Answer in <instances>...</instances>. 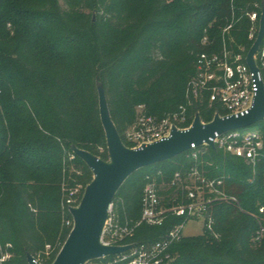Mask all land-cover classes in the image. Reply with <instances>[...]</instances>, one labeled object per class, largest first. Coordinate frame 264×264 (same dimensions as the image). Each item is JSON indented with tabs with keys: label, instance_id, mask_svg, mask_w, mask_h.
Instances as JSON below:
<instances>
[{
	"label": "trees",
	"instance_id": "obj_1",
	"mask_svg": "<svg viewBox=\"0 0 264 264\" xmlns=\"http://www.w3.org/2000/svg\"><path fill=\"white\" fill-rule=\"evenodd\" d=\"M263 2L0 0V242L13 246L4 264H28V254L53 264L65 244L73 228L67 221L73 220L63 207V185H81L84 193L93 180L83 160L70 159L71 146L109 160L97 83L126 142L140 106L163 118L187 103L198 54L218 51L232 20V46L249 52L247 13L257 11L261 18ZM206 36L209 45H203ZM197 113L205 122L224 114L219 105L196 104L188 125ZM258 126L263 149L255 169L218 146L203 147L197 160L185 153L141 169L113 201L121 221L140 220L147 175L162 171L169 182L196 167L208 179L223 180L219 189L238 202H214L212 230L174 243L169 264H264V121ZM93 145L103 152L91 150ZM73 163L85 174L70 172ZM174 194L164 192L166 203ZM184 221L170 216L160 226L143 224L132 242L163 240Z\"/></svg>",
	"mask_w": 264,
	"mask_h": 264
},
{
	"label": "built area",
	"instance_id": "obj_2",
	"mask_svg": "<svg viewBox=\"0 0 264 264\" xmlns=\"http://www.w3.org/2000/svg\"><path fill=\"white\" fill-rule=\"evenodd\" d=\"M258 7V6H257ZM252 22L249 40L253 41L258 37L260 17L257 11L247 13ZM234 19V17H233ZM236 22L232 20L222 31V46L217 51L201 52L197 56L196 74L190 80L187 88V103L179 107L176 112L170 113L163 118L148 115L145 106L138 108V114L134 124L125 133V145L129 148H140L143 145L152 144L171 136L173 127L180 130H188L193 121L190 122L189 109L196 104L207 102L209 107L219 105L224 114L222 118L248 114L254 105L258 92V83L264 84V45L262 43L255 59L259 69L253 73L247 64V55L243 47H233L235 39L232 31ZM264 41V40H263ZM209 38L203 39V45H209ZM203 121V120H202ZM211 122V121H210ZM203 121L204 124L210 123ZM215 146L224 149L238 158L244 159L254 169L261 158L263 142L259 131L242 135L240 130L230 131L226 134L215 135ZM202 146L192 145L188 157L195 160L202 153ZM76 155L70 154V159ZM147 183L142 198V214L139 221H121L120 216L111 205L109 217L104 230L102 242L106 246H128L134 247L125 253L103 257L85 264H169L172 260L170 249L174 243L184 237L183 230L190 220H203L208 230L213 228V219L209 207L216 201L238 202L234 197H228L219 188L223 180H212L199 173L196 167L183 176L180 172L166 182L163 172L147 175ZM83 187H67L64 183L63 207L70 212L71 208L78 207L83 194ZM174 190V197L168 207H164L163 200H166L164 192ZM215 194L214 198L206 196V192ZM183 201V202H182ZM264 212V208H261ZM170 216L184 218V223L175 226L167 237L152 244H138L132 242L139 226H160ZM73 220V219H72ZM74 222L67 221V226L73 227ZM264 229H262V233ZM11 244L3 245L0 242V264H4L13 256ZM53 252L50 245L46 246L44 255L49 258ZM36 262L39 259L35 258Z\"/></svg>",
	"mask_w": 264,
	"mask_h": 264
},
{
	"label": "water",
	"instance_id": "obj_3",
	"mask_svg": "<svg viewBox=\"0 0 264 264\" xmlns=\"http://www.w3.org/2000/svg\"><path fill=\"white\" fill-rule=\"evenodd\" d=\"M264 40V2L258 37L247 55V64L253 73H258L255 56ZM100 119L105 132L109 160H102L89 151L71 146L72 152L85 162L93 173L92 182L85 188L78 207L70 209L73 228L53 264H85L107 256L125 253L134 245L106 246L102 239L113 201L130 176L135 172L161 164L189 152L192 145L207 144L215 147V135L242 130L264 121V84L258 83L254 105L248 114L222 118L217 114L204 124L199 113L188 130L173 127L169 138L129 148L125 145L112 118L104 86L97 83ZM28 264H41L33 255H27Z\"/></svg>",
	"mask_w": 264,
	"mask_h": 264
},
{
	"label": "rangeland",
	"instance_id": "obj_4",
	"mask_svg": "<svg viewBox=\"0 0 264 264\" xmlns=\"http://www.w3.org/2000/svg\"><path fill=\"white\" fill-rule=\"evenodd\" d=\"M9 29H12V27L9 26ZM259 129H260L259 126L255 125L251 128L240 130V133L242 135H246L250 132L259 131ZM91 150L100 151V153L103 152V148L100 145L91 146ZM69 166H70V172H73L79 176H82L85 174V169L79 163H73V164H70ZM163 204H164V207H168V203H166L165 200H163ZM204 229H205V222L203 220H197V219L190 220L186 223L185 228L183 230V234H184V237H196V236L202 235L204 233Z\"/></svg>",
	"mask_w": 264,
	"mask_h": 264
}]
</instances>
